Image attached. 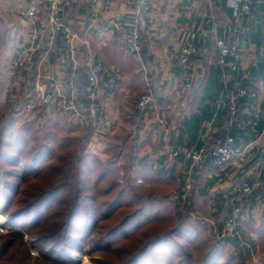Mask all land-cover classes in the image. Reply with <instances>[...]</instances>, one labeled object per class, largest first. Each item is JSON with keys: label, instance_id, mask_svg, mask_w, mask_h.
Returning <instances> with one entry per match:
<instances>
[{"label": "trees", "instance_id": "16d2710c", "mask_svg": "<svg viewBox=\"0 0 264 264\" xmlns=\"http://www.w3.org/2000/svg\"><path fill=\"white\" fill-rule=\"evenodd\" d=\"M257 5L264 10V0ZM262 12L253 9L245 18L253 29L257 26L251 36L241 40L250 38L256 45L255 56L246 69L221 67L216 62L219 52L212 48L209 37L198 39L197 54L190 60L197 69L206 65L208 68L198 86L184 97L190 110L181 119L187 144L201 146L204 122L216 128L206 140L209 147L224 143L228 136L233 145L245 146L262 132L264 106L259 111L255 109L261 83L264 84ZM204 22L212 32V18H204ZM206 46L210 49L204 52ZM227 76H232L231 80L226 81ZM29 82L25 76L21 90ZM239 87H249L257 96H236V113L231 115V92ZM21 95L15 89L6 93L0 69V214L9 216L13 226L0 234V264H70L74 262L73 252L101 254V258L93 259L95 264H246L241 256L247 246L231 239L236 254L229 256L225 253L227 243L213 244L204 234V219H218V215L210 213L204 198L211 195L210 188L217 178L222 182L229 175L230 166L219 168L209 157L198 161L193 165L189 189L183 193L179 190L184 178L177 179L172 171L163 168L155 169L139 157L146 141L139 142L137 132L152 104L133 118L122 117L135 133L126 134L122 145L118 142L122 136L119 130L107 137L105 152L110 155L102 160L89 150L90 129L81 126L69 130L36 105L25 113L30 100ZM33 115L41 119L40 127L31 123ZM224 120L229 121L225 128ZM252 149L253 162L264 148ZM189 166L188 162L186 167ZM250 178L251 175L246 180ZM261 178L264 179V169ZM176 190L179 195L186 194V201L181 208L176 205L170 210L166 194ZM257 193L248 198L254 200L252 205ZM222 198L215 197L214 205ZM237 226L253 230L258 235L259 248L264 250V222L252 229L245 224ZM27 238L32 239L30 243ZM31 247L37 249L38 255L31 254Z\"/></svg>", "mask_w": 264, "mask_h": 264}, {"label": "crops", "instance_id": "0c3cea01", "mask_svg": "<svg viewBox=\"0 0 264 264\" xmlns=\"http://www.w3.org/2000/svg\"><path fill=\"white\" fill-rule=\"evenodd\" d=\"M149 1L154 21L149 26L150 33L143 38L145 45L141 54L135 56L124 54L121 51L119 34L116 29V22L125 16L128 0H102L94 8L90 7L88 0H78L63 14L65 23L74 33L69 37H66L60 30H51L50 27L45 35L35 33L37 26L49 25V13L45 6L44 8L42 6L33 17H28L24 13L28 7V0H0V36L4 35V41H0V69H2V73L6 72L10 60L9 66L13 68L11 64H13L18 47L32 43L37 44L33 62L29 70L22 76L28 77L30 81L28 85L35 86V88L29 89V94L26 95L35 97L36 86L45 85V89L48 86L47 89L52 88L55 93V99L49 106H52V110L63 113V98L68 92L65 85L68 72L74 67L85 72L89 61L102 59L109 69L116 70L118 74L113 87L108 85V76L104 72L99 75V93L96 102L105 117L107 127L108 124L110 125L109 131L111 128L114 129L115 124L121 121L123 116L130 117L127 113L131 109L132 100L143 92L147 78H151L154 85V100L150 104L153 106L146 111L142 127L137 132L140 137L139 142H145L149 138L141 147L143 156L140 158H144L155 169L163 168L165 171H172L177 179L184 178L185 180L189 172V167H186L188 162L185 161L180 151L176 156L172 155L173 151L179 147L192 145L187 144L188 135L181 126L182 117L189 115L190 110L184 104V97L179 94L178 85L182 69L175 66L178 50L189 32L195 31L198 39H201L216 31L218 37L229 42H238L248 53L252 45L255 47L256 45L250 42V38L245 42L241 40L242 37L251 36L249 34L255 32L257 26L254 25L253 29L252 23L248 19L234 20L231 12L220 0ZM262 7V5L256 6L255 10L261 13ZM210 12L212 13V32L205 27L204 22V18H209L206 14ZM262 13L264 14V10ZM5 37L8 40H5ZM211 44L214 49V44ZM13 46L15 51L11 52L9 47ZM52 48L55 51L48 52L43 61L38 59V52ZM208 48L210 49V46ZM247 56L251 57L249 62L243 65L244 69L251 65L254 58L253 55ZM211 62L212 59L209 58L208 64ZM207 68V65L201 69L195 67V71L200 72L198 76L200 80L202 73ZM8 76L10 77V75ZM22 77L21 80L13 78L12 84L16 86V91L22 88L21 83H24ZM231 78L232 76H227L225 80L229 81ZM11 81L12 78H10ZM28 85L25 88H28ZM33 96L29 100L34 101ZM14 98L15 96L12 94V99ZM263 106L264 84L261 83L255 109L259 111ZM88 107V100L83 98L77 103L74 110L67 112L74 116L75 111L77 110V113L80 110L83 121L87 116ZM215 132L216 128L211 123L204 122V133L200 137V141L208 140ZM106 136L105 134L101 138L97 137L95 141L99 140L104 146ZM256 140L259 145L257 143L254 147L263 149L264 128ZM251 150L254 151V149ZM244 167L245 164L236 162L231 167L230 177L235 179L241 176ZM217 179L210 188L209 194L211 195H207L204 202L209 208L211 207L210 213L218 215V219H220L226 208H224V204L219 203L215 206L214 199L224 195L226 183L222 184ZM219 185L221 186L217 192L215 187ZM217 193H220L219 196ZM207 199H209L208 202ZM253 201H251V205ZM258 208H261L260 215L264 217V209L261 204L254 202L251 206L253 211ZM217 210L218 213H215Z\"/></svg>", "mask_w": 264, "mask_h": 264}, {"label": "built area", "instance_id": "2783aa9c", "mask_svg": "<svg viewBox=\"0 0 264 264\" xmlns=\"http://www.w3.org/2000/svg\"><path fill=\"white\" fill-rule=\"evenodd\" d=\"M78 0H28V7L24 12L26 16L33 17L36 15L40 8H45L49 13V25H39L35 29V33L38 35H45L48 27L53 31H62L66 37L73 35L68 25L63 18L64 12L70 8ZM102 0H88L91 8L96 7ZM224 3V6L231 10L234 20H242L251 15L253 9L256 8L257 3L260 0H220ZM208 17H212V13L206 14ZM153 15L151 13V4L149 0H128L127 10L123 19L116 22V29L119 34L121 43V51L124 54L139 56L143 49V38L150 33V25L153 23ZM209 39L214 43V46L219 52L217 58V64L221 67H230L233 71H237L240 66L243 67L244 57H247L248 53L244 51L243 47L236 41L229 42L216 35V31L208 34ZM37 44L32 43L30 45H23L18 47L13 59L14 72L17 78L22 76L24 72L29 70L33 62V57ZM198 49V37L195 31L189 32L184 43L180 46L176 55L175 66L182 69V76L178 85L179 93L181 95L188 94L194 89L200 78L199 75H194L195 66L191 62L190 58L197 54ZM255 49L252 51V55L255 56ZM262 50L264 51V41L262 44ZM50 51H55L54 48L47 51L38 52V59L43 61L46 55ZM209 51L208 46L204 47V52ZM233 57V60H227V57ZM104 72L108 76V85L114 86L118 74L114 69H109L102 59L96 61H89L87 63L86 71L83 72L79 68L74 67L66 76L65 85L68 89L66 96L63 98L62 111L67 112L74 110L76 105L82 96L88 100L89 107L87 109V116L84 119L83 125L90 129L94 134H100L102 129L106 127V120L104 115L100 112L96 100L99 93V75ZM38 73V71H37ZM146 87L139 95L132 100V108L138 111L146 110L149 103L154 100L153 97V81L151 78H147ZM45 85L36 86L41 96L35 97V102L41 105L47 106L55 99V93L52 89L45 91ZM250 94L251 96H257L256 91H251L249 87H239L236 91L231 92V115L236 113V107L234 99L236 96H244ZM259 98V96H258ZM229 125L228 120H224L222 127L225 128ZM240 126V124H238ZM231 137H227L224 143H216L209 147L205 141H202L200 147L186 146L179 147L174 150L172 155L176 156L178 152H182L186 162L190 163L188 175L185 177V185L179 190L184 193L189 189V184L192 179L193 165L198 161L203 160L205 157H209L212 163L219 168L235 165L236 162L243 164L251 163L242 172V175L237 178H231L228 175L224 180L226 181V189L224 191L223 198L219 201V204H224L223 216L220 219H205L207 228L215 230L217 235V241L215 243L223 242L228 243L231 239H237L241 245L247 246L248 250L242 252L244 259H252L254 252L259 253V259L264 257L260 251L257 241L254 236L247 230H243L237 225H246L245 222L250 220L252 215L251 201L248 198L254 193L256 195L255 202L262 205L264 209V179L261 178L262 170L264 169V151L259 154V158L256 161L247 159L244 161L242 157L246 151L251 152V149L257 140L248 143L245 146L233 145ZM229 171V173H230ZM250 180H246V177L250 176ZM178 190L173 191L171 196L176 201V205L181 208L186 201V194L179 195ZM248 199V200H247ZM247 200V201H246ZM208 220H210L208 222ZM258 259V260H259ZM257 262V260H250Z\"/></svg>", "mask_w": 264, "mask_h": 264}, {"label": "rangeland", "instance_id": "374dc122", "mask_svg": "<svg viewBox=\"0 0 264 264\" xmlns=\"http://www.w3.org/2000/svg\"><path fill=\"white\" fill-rule=\"evenodd\" d=\"M3 36L4 35H1L0 36V41L1 42H3L4 41V38H3ZM5 40H8V38H6L5 37ZM254 45H252V48L249 50V54L250 55H252V51L254 50ZM9 49L11 50V52H13V51H15V49H14V46L13 47H9ZM251 57V56H250ZM249 56H247V57H244V65H245V63H248L249 62V58H250ZM7 60L9 61V58H7ZM10 62H11V60L9 61V63H8V69L6 70V72H3L2 73V76H3V79H4V82H5V90H6V93L8 94V93H11V90H13V89H15V87L16 86H14L12 83H13V78L14 79H16L17 77H16V75H15V72H14V67L12 68H10ZM11 65H13V64H11ZM7 67V66H6ZM196 74H200V72H196V71H194V75L196 76ZM8 75H10V77L8 76ZM25 75V74H24ZM10 78H12V81L10 82ZM24 77H22V79H23ZM29 87L28 88H24L23 90H21L22 88H19L18 90H17V92L18 93H23L21 96H22V98L23 99H26V97H27V95L26 94H29V89H33V88H35V86L33 87V86H30V85H28ZM47 88H49L48 86L46 87V90L45 91H47ZM50 89H52V88H50ZM180 94V93H179ZM181 95V94H180ZM187 95H189V93L188 94H186V95H181V96H183V97H186ZM24 96V97H23ZM31 96H33V95H31ZM31 96H29L28 95V99H32V98H30ZM39 96H41V94L38 92V91H36V98H38ZM34 97V96H33ZM35 97L33 98L34 99V101L32 100H30L29 101V105H28V107H27V109L25 110V113H28V112H30L32 109H33V107H35V105L36 106H39L41 109L43 108V109H45L46 111H47V115H49V116H51V117H55L61 124H63V125H65L69 130L71 129V130H75V128H79V127H85V128H87L86 126H84L83 125V123H84V120L82 121V113H81V111L80 110H78V112L76 113V111H75V115L73 116L72 115V113H68V112H60V111H55V110H52L51 108H52V106H49V105H51L52 104V102H51V104H49V105H47V106H44V105H41L40 103H37V102H35ZM184 104H185V99H184ZM49 106V107H48ZM47 107H48V109H47ZM35 109V108H34ZM138 113V110H136L135 111V109H133L132 108V106H131V109H130V111L127 113V115L128 116H130V117H127V120L128 119H130V118H133L136 114ZM36 116V115H35ZM34 115H33V117H31L32 119H31V123L33 124V125H35V126H37V127H40V121H41V119L40 118H37V117H35ZM119 120V119H118ZM123 119L121 118V121H119V122H117V124H115V126H114V129L112 130V128H111V130L109 131V128H110V125L108 124V127H107V125H106V127H104L103 129H102V132L100 133V134H94L92 131V135L90 136V139H89V145H88V147H89V150H90V152L91 153H94V154H96V155H98L100 158H103L102 160H106V159H108L109 158V155L105 152V148H106V141H107V137L109 138H111V137H113V133L115 132V131H117V130H119L120 131V134L122 135L120 138H119V140H118V142H119V144L120 145H122V143H123V141H122V139L126 136V134H129V133H131V132H134L135 130H134V128L133 127H131L130 128V126H128L127 125V122H123L122 121ZM40 129V128H39ZM108 129V130H107ZM106 130H107V132H106ZM104 131V132H103ZM105 134L107 135L106 136V138H105V140H104V146H103V143H101L99 140H96L95 141V139L97 138V137H103V136H105ZM132 134V133H131ZM141 135H143V134H141ZM139 136V135H138ZM140 138V137H139ZM147 142V141H146ZM260 142V141H259ZM143 143V142H142ZM257 145H259V143L257 144ZM101 152L100 154L98 153V152ZM139 157L140 156H143V155H141V149L139 150ZM101 155H103V156H101ZM243 156V158H244V161H246L247 159H250L251 157H253V155H254V152H249V151H246L244 154H242ZM137 182H140V179H138L137 180ZM224 183H226V181H222V184H224ZM221 184V185H222ZM221 185H219V186H216L215 188H216V191L217 190H219V188H220V186ZM173 191H171V192H169V193H167L166 195L170 198V202L168 203V206H169V209L170 210H174V209H176V201H175V199L173 198V196H171V193H172ZM211 198V197H210ZM209 201V199H207V202ZM211 201H212V198H211ZM260 211H261V208H258V209H256V210H252V212H253V218H252V220L250 219L249 221L247 220V222H245L246 224H247V226L248 227H251V229L252 228H256V227H258L259 225H261V223H263L264 222V217H261V215H260ZM213 217H208V219H212ZM0 234H4V233H7L8 231H10L12 228H13V226L10 224V222H9V220H10V217L9 216H3V215H1L0 214ZM210 220H208V222H209ZM204 222H205V219H204ZM203 222V223H204ZM205 224V223H204ZM251 235H253L254 236V239L257 241L258 239H257V237H258V235H256V233L252 230V231H248ZM204 234H205V236H207L208 238H209V240L213 243V244H216L215 243V241H217V235L215 234V230L214 229H211V228H206L205 227V231H204ZM32 239L31 238H27L26 239V241L28 242V243H30V241H31ZM218 244V243H217ZM219 245V244H218ZM260 251L261 252H264V250H261L260 249ZM31 254L32 255H38V251H37V249L36 248H34V247H31ZM225 253L227 254V255H229V256H234L235 254H236V249H235V246H234V244L232 243H230V242H228L227 244H226V248H225ZM259 255H260V252L259 253H256V252H254L253 253V255H252V259H244V257H243V255L241 256V258H243L244 260H245V263L246 264H262V259H263V257H261V259H259ZM262 255H264V253H262ZM71 256L73 257V259H74V262H72V263H70V264H95V262H94V260L93 259H96V258H101V254H93V255H85V254H83V253H79V252H73V253H71ZM259 259V260H258ZM250 260H257V262H252V261H250Z\"/></svg>", "mask_w": 264, "mask_h": 264}, {"label": "bare ground", "instance_id": "6f19581e", "mask_svg": "<svg viewBox=\"0 0 264 264\" xmlns=\"http://www.w3.org/2000/svg\"><path fill=\"white\" fill-rule=\"evenodd\" d=\"M1 221V220H0Z\"/></svg>", "mask_w": 264, "mask_h": 264}]
</instances>
